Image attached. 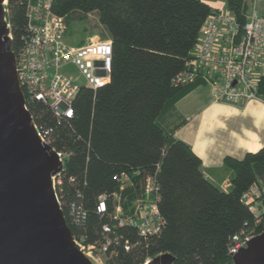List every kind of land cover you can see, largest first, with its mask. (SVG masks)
<instances>
[{
    "label": "trees",
    "instance_id": "1",
    "mask_svg": "<svg viewBox=\"0 0 264 264\" xmlns=\"http://www.w3.org/2000/svg\"><path fill=\"white\" fill-rule=\"evenodd\" d=\"M246 3L226 0L225 9L243 23ZM5 8L16 56L25 34V3L7 0ZM51 9L66 17L67 29L70 20L95 13L101 37L111 40L109 82L95 91L81 87L71 118H56L37 101L29 110L50 133L51 146L67 153L56 192L71 235L91 242L109 239L107 254L118 264H141L161 255L172 257V264H232L231 237L243 230L253 236L264 232V192L258 198V222L241 200L251 185L264 181V148L241 159L224 157L231 176L223 190L205 177L190 146L156 122L163 107L182 98L198 79L181 87L170 83L187 66L202 24L218 9L203 0H53ZM256 94L264 101V75ZM132 171L154 175L158 184L164 224L157 235L110 225L116 177ZM139 183L135 180L136 187ZM100 195L108 197L107 212L98 211ZM70 205L74 218L68 216Z\"/></svg>",
    "mask_w": 264,
    "mask_h": 264
},
{
    "label": "built area",
    "instance_id": "2",
    "mask_svg": "<svg viewBox=\"0 0 264 264\" xmlns=\"http://www.w3.org/2000/svg\"><path fill=\"white\" fill-rule=\"evenodd\" d=\"M53 0H24L25 34L15 56L18 86L25 96L24 107L30 110L37 101L56 118L73 116L72 102L81 87L95 91L109 82L111 40L93 36L81 45H70L65 37V16L51 9ZM245 21L240 23L226 9L212 11L202 24L199 37L187 66L171 79L173 87H181L202 79L209 87L213 102L238 104L258 98L257 83L264 75V0H250ZM7 0L4 1V6ZM262 7V8H261ZM259 8V9H257ZM6 10V8H5ZM7 11V10H6ZM9 31V23L6 24ZM8 36L11 38L10 32ZM33 127L41 143L55 152L61 169L51 175V185L59 207L56 189L63 179L67 153L51 146L50 133L41 127L30 112ZM137 178V179H135ZM116 180L118 191L98 197V211L107 212L112 228L129 226L141 236L161 232L164 220L158 210L159 188L154 175L121 172ZM135 180L140 182L135 186ZM132 189V194H121ZM264 192V181L251 185L241 200L259 221L258 198ZM68 216L75 217L74 207H67ZM106 231V227L104 228ZM73 244L92 264H118L107 254L109 239L91 242L84 235H71ZM253 235L240 231L231 237L227 252L231 256L244 247ZM152 260L146 257L141 264Z\"/></svg>",
    "mask_w": 264,
    "mask_h": 264
},
{
    "label": "water",
    "instance_id": "3",
    "mask_svg": "<svg viewBox=\"0 0 264 264\" xmlns=\"http://www.w3.org/2000/svg\"><path fill=\"white\" fill-rule=\"evenodd\" d=\"M0 0V264H92L73 244L51 185L61 164L41 143L24 107ZM232 264H264V232L231 255ZM148 264H172L161 255Z\"/></svg>",
    "mask_w": 264,
    "mask_h": 264
},
{
    "label": "crops",
    "instance_id": "4",
    "mask_svg": "<svg viewBox=\"0 0 264 264\" xmlns=\"http://www.w3.org/2000/svg\"><path fill=\"white\" fill-rule=\"evenodd\" d=\"M203 1L212 9H225L221 0ZM156 122L190 146L205 177L223 190L231 176L224 157L241 159L246 152L264 148V101L258 97L238 104L213 102L209 87L199 78L182 98L163 107Z\"/></svg>",
    "mask_w": 264,
    "mask_h": 264
},
{
    "label": "rangeland",
    "instance_id": "5",
    "mask_svg": "<svg viewBox=\"0 0 264 264\" xmlns=\"http://www.w3.org/2000/svg\"><path fill=\"white\" fill-rule=\"evenodd\" d=\"M221 1L225 3V0H221ZM246 2L248 7L250 2H248L247 0ZM223 7H225V4ZM262 7L264 8V5H262ZM101 33H102V28L97 21V17L95 13H89L86 14V17L81 21L80 20L69 21L65 39L70 45L77 46L82 44V43L78 44L80 40L86 42L89 38L93 36L101 37ZM247 233L253 235V232H247Z\"/></svg>",
    "mask_w": 264,
    "mask_h": 264
},
{
    "label": "bare ground",
    "instance_id": "6",
    "mask_svg": "<svg viewBox=\"0 0 264 264\" xmlns=\"http://www.w3.org/2000/svg\"><path fill=\"white\" fill-rule=\"evenodd\" d=\"M22 95H23V98H24V102H25V96H24V94L22 93Z\"/></svg>",
    "mask_w": 264,
    "mask_h": 264
}]
</instances>
